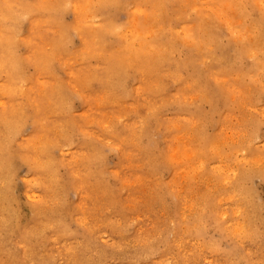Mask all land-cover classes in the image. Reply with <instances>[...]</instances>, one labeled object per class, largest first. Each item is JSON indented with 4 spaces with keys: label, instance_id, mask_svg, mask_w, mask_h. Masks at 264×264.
<instances>
[{
    "label": "rangeland",
    "instance_id": "rangeland-1",
    "mask_svg": "<svg viewBox=\"0 0 264 264\" xmlns=\"http://www.w3.org/2000/svg\"><path fill=\"white\" fill-rule=\"evenodd\" d=\"M0 11V264H264V0Z\"/></svg>",
    "mask_w": 264,
    "mask_h": 264
},
{
    "label": "bare ground",
    "instance_id": "bare-ground-1",
    "mask_svg": "<svg viewBox=\"0 0 264 264\" xmlns=\"http://www.w3.org/2000/svg\"><path fill=\"white\" fill-rule=\"evenodd\" d=\"M234 2V1H233ZM92 3V2H91ZM153 3V2H152ZM236 5V4H235ZM228 6V5H227ZM237 6V5H236ZM73 7V6H72ZM77 7V6H76ZM87 7V6H86ZM226 7V6H225ZM229 7V6H228ZM88 8V7H87ZM7 9V8H6ZM138 9V8H137ZM225 9V8H224ZM228 8H226L225 10H227ZM231 11V10H230ZM237 11V10H236ZM1 12V11H0ZM238 12V11H237ZM241 12V11H240ZM228 13V12H227ZM3 16V15H2ZM236 17H237V15H236ZM241 19V18H240ZM249 19V18H248ZM104 21V20H103ZM243 21V20H242ZM107 22V21H106ZM211 22V21H210ZM230 22V21H229ZM235 22V21H234ZM237 22V21H236ZM181 23V22H180ZM76 24V23H75ZM90 24V23H89ZM164 24V23H163ZM73 25V24H72ZM141 25V24H140ZM159 26V25H158ZM164 26V25H163ZM142 27V26H141ZM187 27V26H186ZM3 28V27H2ZM106 28V27H105ZM109 28V27H108ZM206 29V28H205ZM55 30V29H54ZM82 30V29H81ZM179 30V29H178ZM106 31V30H105ZM201 31V30H200ZM241 31V30H240ZM254 31V30H253ZM78 32H80V31H78ZM163 32V31H162ZM128 34V33H127ZM257 34V33H256ZM137 35V34H136ZM153 35V34H152ZM249 35V34H248ZM97 37V36H96ZM240 37V36H239ZM23 38V37H22ZM157 38V37H156ZM247 38V37H246ZM4 39V38H3ZM91 39H92V37H91ZM177 39V38H176ZM12 40V39H11ZM210 40V39H209ZM87 41V40H86ZM250 41V40H249ZM142 42V41H141ZM10 43V42H9ZM212 43H213V41H212ZM6 44H8V43H6ZM189 44V43H188ZM92 45V44H91ZM187 45V44H186ZM61 46V45H60ZM195 46V45H194ZM205 46V45H204ZM208 46V45H207ZM206 46V47H207ZM256 46V45H255ZM83 47V46H82ZM164 47V46H163ZM211 47H213V46H211ZM198 48V47H197ZM175 49V48H174ZM204 49V48H203ZM217 50V49H216ZM35 51V50H34ZM36 52V51H35ZM139 52V51H138ZM149 52V51H148ZM247 52V51H246ZM252 52V51H251ZM254 52V51H253ZM4 54V53H3ZM211 55V54H210ZM7 56V55H6ZM69 56V55H68ZM138 56V55H137ZM136 56V57H137ZM212 56V55H211ZM101 57V56H100ZM67 58V57H66ZM134 58V57H133ZM79 64V63H78ZM8 65V64H7ZM5 70V69H4ZM219 71V70H218ZM39 73V72H38ZM90 75H92V74H90ZM179 75V74H178ZM214 75V74H213ZM156 77V76H155ZM92 78H93V76H92ZM224 79V78H223ZM78 80V79H77ZM83 80H84V78H83ZM91 80V79H90ZM214 80V79H213ZM14 82V81H13ZM72 83V82H71ZM204 84V83H203ZM10 85V84H9ZM79 85V84H78ZM146 85V84H145ZM185 85V84H184ZM217 85V84H216ZM226 86V85H225ZM19 89V88H18ZM42 89V88H41ZM105 91H107V90H105ZM212 93V92H211ZM199 95V94H198ZM170 96V95H169ZM166 97V96H165ZM188 98V97H187ZM105 99V98H104ZM104 99H102V100H104ZM179 99V98H178ZM108 102V101H107ZM33 103V102H32ZM39 107V106H38ZM37 111V110H36ZM105 111V110H104ZM97 112H98V110H97ZM88 113V112H87ZM100 113V112H99ZM115 114V113H114ZM180 118V117H179ZM86 120H88V119H86ZM105 120V119H104ZM113 120V119H112ZM102 121V120H101ZM9 122V121H8ZM40 122V121H39ZM109 122V121H108ZM13 123V122H12ZM8 125V124H7ZM62 125H63V123H62ZM43 126V125H42ZM60 126V125H59ZM64 126H66V125H64ZM105 126H107V125H105ZM180 128V127H179ZM6 129V128H5ZM4 132V131H3ZM131 133V132H130ZM140 133V132H139ZM64 134V133H63ZM67 136V135H66ZM136 136V135H135ZM178 136V135H177ZM173 138V137H172ZM28 142V141H27ZM116 144V143H115ZM30 145V144H29ZM87 145V144H86ZM85 145V146H86ZM26 146V145H25ZM22 148V147H21ZM175 149V148H174ZM172 150V149H171ZM89 152V151H88ZM47 153V152H46ZM124 154V153H123ZM169 154V153H168ZM172 154V153H171ZM47 155V154H46ZM82 155H84V154H82ZM173 155V154H172ZM74 156V155H73ZM48 158V157H47ZM79 158V157H78ZM103 158V157H102ZM170 158V157H169ZM26 159V158H25ZM49 159H50V157H49ZM82 159V158H81ZM86 159V158H85ZM91 159V158H90ZM160 159V158H159ZM35 160H36V158H35ZM48 160V159H47ZM88 161V160H87ZM44 162H46L45 161V159H44ZM47 163V162H46ZM99 163V162H98ZM1 164V163H0ZM48 164H50V163H47V165ZM87 164V163H86ZM85 164V165H86ZM97 164V163H96ZM52 165V164H51ZM76 165V164H75ZM84 165V166H85ZM137 165H139V164H137ZM83 166V165H82ZM36 167V166H35ZM42 167V166H41ZM39 169V168H38ZM50 169V168H49ZM53 169V168H52ZM110 170V169H109ZM77 171V170H76ZM82 172H84V171H82ZM113 173V172H112ZM111 173V174H112ZM182 173V172H181ZM4 174V173H3ZM86 174V173H85ZM98 174V173H97ZM72 175V174H71ZM80 175V174H79ZM179 175V174H178ZM77 176V175H76ZM82 176V175H81ZM72 177V176H71ZM95 177V176H94ZM237 177V176H236ZM235 177V178H236ZM79 178H80V176H79ZM99 178V177H98ZM175 178V177H174ZM173 178V179H174ZM82 180V179H81ZM138 180V179H137ZM28 181V180H27ZM81 182V181H80ZM219 182V181H218ZM222 182V181H221ZM173 183V182H172ZM81 184V183H80ZM184 184V183H183ZM223 184V183H222ZM213 185V184H212ZM224 185V184H223ZM2 186V185H1ZM0 186V187H1ZM177 187V186H176ZM203 187V186H202ZM235 187V186H234ZM241 187V186H240ZM180 188H181V186H180ZM58 189V188H57ZM84 189V188H83ZM104 189V188H103ZM172 189V188H171ZM241 189V188H240ZM60 191V190H59ZM96 191V190H95ZM105 191V190H104ZM153 191V190H152ZM211 191H212V189H211ZM226 191V190H225ZM158 192V191H157ZM209 192V191H208ZM237 192V191H236ZM83 194V193H82ZM153 194V193H152ZM160 194V193H159ZM227 194V193H226ZM39 195V194H38ZM178 195V194H177ZM229 195V194H228ZM44 196V195H43ZM85 196V195H84ZM183 196V195H182ZM233 196V195H232ZM231 196V197H232ZM3 198V197H2ZM86 198V197H85ZM195 198H197V197H195ZM233 199V198H232ZM39 200V199H38ZM56 200V199H55ZM186 200V199H185ZM226 200H228V199H226ZM2 201V200H1ZM0 201V202H1ZM42 201V200H41ZM3 203V202H2ZM47 203V202H46ZM221 204V203H220ZM223 205V204H222ZM51 206V205H50ZM54 206H56V205H54ZM238 206V205H237ZM3 207V206H2ZM200 207V206H199ZM198 207V208H199ZM239 207V206H238ZM4 208V207H3ZM44 208V207H43ZM193 208V207H192ZM235 208V207H234ZM237 208V207H236ZM235 208V209H236ZM33 209V208H32ZM38 209H39V207H38ZM55 209V208H54ZM203 209V208H202ZM53 210V209H52ZM196 210H198V209H196ZM225 210V209H224ZM233 210V209H232ZM187 211V210H186ZM237 211V210H236ZM239 211V210H238ZM1 212V211H0ZM66 212V211H65ZM198 212V211H197ZM222 212V211H221ZM60 213V212H59ZM181 213H183V211L181 212ZM226 213V212H225ZM192 214V213H191ZM235 214V213H234ZM233 214V215H234ZM182 215V214H181ZM3 216H5V215H3ZM60 216H61V214H60ZM222 216V215H221ZM242 216V215H241ZM1 217V216H0ZM199 217V216H198ZM198 217H197V219H198ZM217 217V216H216ZM238 217V216H237ZM5 218V217H4ZM67 219V218H66ZM51 220V219H50ZM243 220V219H242ZM198 221V220H197ZM15 222V221H14ZM46 222H48L47 220H46ZM80 223V222H79ZM47 224H49V223H47ZM237 224V223H236ZM198 226V225H197ZM240 227V226H239ZM253 228V227H252ZM234 230H235V228H233ZM237 229V228H236ZM27 232V231H26ZM234 232H236V231H234ZM239 232V231H238ZM242 232H243V230H242ZM241 234V233H240ZM92 235V234H91ZM177 235V234H176ZM243 238V237H242ZM94 240V239H93ZM84 243V242H83ZM198 243V242H197ZM21 244V243H20ZM68 244V243H67ZM132 245V244H131ZM56 246V245H55ZM68 246V245H67ZM180 246V245H179ZM125 248V247H124ZM59 250V249H58ZM30 251V250H29ZM31 252V251H30ZM190 252V251H189ZM47 253V252H46ZM49 253V252H48ZM54 253V252H53ZM38 254V253H37ZM64 254V253H63ZM65 254H66V252H65ZM44 255V254H43ZM55 256V255H54ZM65 257V256H64ZM40 258V257H39ZM42 258V257H41ZM73 258V257H72ZM77 258V257H76ZM35 259V258H34ZM51 259V258H50ZM36 260V259H35ZM42 260V259H41ZM71 260V259H70ZM74 260H76V259H74ZM40 261V260H39ZM73 261V260H72ZM38 263V262H37ZM41 263V262H40ZM36 264V263H35ZM43 264V263H42Z\"/></svg>",
    "mask_w": 264,
    "mask_h": 264
}]
</instances>
